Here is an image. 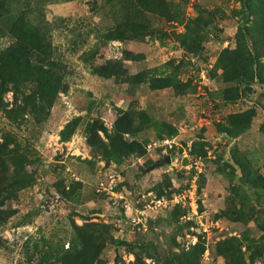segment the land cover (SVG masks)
I'll list each match as a JSON object with an SVG mask.
<instances>
[{"label":"rangeland","instance_id":"374dc122","mask_svg":"<svg viewBox=\"0 0 264 264\" xmlns=\"http://www.w3.org/2000/svg\"><path fill=\"white\" fill-rule=\"evenodd\" d=\"M158 5H24L32 22L46 26L50 58L68 87L48 116L31 111V82L10 83L0 98L1 152L15 154L11 168L19 162L17 176L27 179L0 230V264H137V255L139 264H227L229 256L264 264V0H252V12L242 0ZM132 23L144 27L136 36ZM116 30L125 40L111 37ZM190 34L199 46L181 45ZM14 42L0 34V50ZM126 51L135 57L125 59ZM115 61L121 75L97 71ZM218 63H246L263 80L238 96ZM170 74L185 90L151 88ZM127 112L136 123L142 113L152 119L135 135L123 133L144 144L143 155L110 143ZM160 123L172 130L158 135ZM167 155L170 163L148 170ZM89 233L98 249L86 256L81 236Z\"/></svg>","mask_w":264,"mask_h":264},{"label":"trees","instance_id":"16d2710c","mask_svg":"<svg viewBox=\"0 0 264 264\" xmlns=\"http://www.w3.org/2000/svg\"><path fill=\"white\" fill-rule=\"evenodd\" d=\"M27 1H25L24 5ZM138 1L141 5L149 7L154 5L159 6L158 3L160 4L162 0ZM242 2L246 10L249 12L253 11L252 0H242ZM24 5H22L20 0H0V34H8L15 39V42L8 48L0 50V98L8 90L10 83L15 88H19L31 82L30 95L34 98L31 111L36 115L48 116L59 91L66 90L68 85L63 81V74L57 66L58 62L50 58L51 44L46 26L32 22L28 18L29 13L25 10ZM139 24L132 23L133 28L130 30V36H136L141 32L138 28H142L143 26ZM110 35L112 38L119 40H125L127 36L123 31L120 32L118 30L111 31ZM189 36V39L180 38L181 45L186 47L193 43L199 46L197 43L199 37L193 34ZM255 47L256 50L260 51L256 44ZM134 57L131 53L125 52V59ZM218 69L222 70L224 78L235 82L238 96L239 92L242 91L243 85L255 82L256 78L257 80H263V73L261 71L250 70V66H247L246 63H218ZM124 70L122 63L115 61L114 63L100 66L97 71L109 77L112 75L119 76ZM151 86L152 89H163L169 86H173L178 90L182 89L181 82L179 80L176 81L175 76L172 74L155 79ZM2 107L3 102L0 101V108ZM120 119L115 133L109 135L110 143L122 154L127 151L128 153L139 152L140 155H143L145 152L144 144L138 139H134L133 141L125 140L123 133L135 135L140 131L142 123L146 124L148 122L149 124L152 119L142 113L139 123H136L137 119L134 112H127L125 117H121ZM152 123L155 124V121ZM154 126L160 136H162V133L165 134L167 131H170L167 130L168 126H170L171 130L173 127L167 123H160ZM228 131L229 133L231 132L230 129ZM1 150L0 147V230L15 213V209L10 202L11 199L16 196L19 189L26 185L27 182V179L24 177L17 176L18 172L21 171L19 162L11 168V159L12 157L15 158V154L13 152L10 153V151L6 153L4 151L1 152ZM63 193L69 196L68 191L65 189ZM81 237L82 245L89 251V253L83 254L88 256L90 252H94L97 248L96 238L93 239L92 233L82 235ZM203 250L204 247L202 248V252ZM136 262L137 264L140 262L138 255L136 256ZM232 263L236 264V261L233 260L232 256H229L227 264Z\"/></svg>","mask_w":264,"mask_h":264},{"label":"built area","instance_id":"2783aa9c","mask_svg":"<svg viewBox=\"0 0 264 264\" xmlns=\"http://www.w3.org/2000/svg\"><path fill=\"white\" fill-rule=\"evenodd\" d=\"M112 182H114V177L113 176H111V180H110V183H109L108 187H105L106 189L108 188L110 190L109 191L110 193H112L113 187H114L113 184H112ZM192 192L193 191L191 189H189L188 191L185 190V192H183L181 194V196L175 198V201L176 202H180L181 200L185 199L188 195H190ZM123 206L126 207V208H128V209L131 208L130 203L126 202V200L124 201ZM205 230H207V229H205Z\"/></svg>","mask_w":264,"mask_h":264},{"label":"water","instance_id":"95a60500","mask_svg":"<svg viewBox=\"0 0 264 264\" xmlns=\"http://www.w3.org/2000/svg\"><path fill=\"white\" fill-rule=\"evenodd\" d=\"M171 162V157L169 155L155 161L149 168L148 170L154 169L156 167H159L163 164L170 163Z\"/></svg>","mask_w":264,"mask_h":264}]
</instances>
